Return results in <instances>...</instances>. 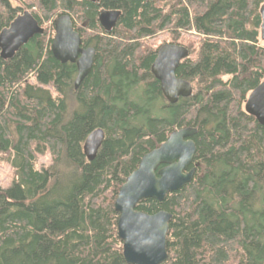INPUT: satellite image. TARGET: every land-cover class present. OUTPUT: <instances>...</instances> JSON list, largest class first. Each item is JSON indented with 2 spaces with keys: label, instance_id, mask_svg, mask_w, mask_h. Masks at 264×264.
Listing matches in <instances>:
<instances>
[{
  "label": "trees",
  "instance_id": "obj_1",
  "mask_svg": "<svg viewBox=\"0 0 264 264\" xmlns=\"http://www.w3.org/2000/svg\"><path fill=\"white\" fill-rule=\"evenodd\" d=\"M0 0V34L29 12L44 29L11 60L0 57V264H127L115 202L142 158L181 129L197 130L194 180L137 211L169 213L164 264H264V127L245 110L264 81V0ZM103 10L121 11L112 32ZM72 18L96 51L79 89L76 65L52 54L54 23ZM189 57L177 69L193 94L174 105L152 75L159 48ZM105 139L93 162L84 143ZM52 164L38 169V154Z\"/></svg>",
  "mask_w": 264,
  "mask_h": 264
},
{
  "label": "water",
  "instance_id": "obj_2",
  "mask_svg": "<svg viewBox=\"0 0 264 264\" xmlns=\"http://www.w3.org/2000/svg\"><path fill=\"white\" fill-rule=\"evenodd\" d=\"M89 1L96 3L98 0ZM260 14L261 40L264 42V5ZM121 15V11L101 12L99 22L105 32L115 29ZM54 29L53 57L62 64L76 65L77 90L93 69L96 51L82 48L81 38L74 30L69 15L59 17ZM43 34L44 29L29 12L19 15L0 34V57L3 60L13 59L34 37ZM188 57L189 51L185 47L173 44H164L157 52L151 72L160 82L163 96L169 104L174 105L180 98H189L193 94L191 84L176 76L178 67ZM245 110L264 127V81L250 93ZM196 133L195 129H181L173 133L160 148L142 158L139 168L121 187L115 210L119 214L118 236L123 243L127 264L167 262L166 240L172 216L165 211L147 215L138 212L137 206L148 199L163 202L168 194L177 192L194 180L196 169L191 166L197 149L191 138ZM104 139L105 134L99 129L85 141L83 149L89 162L96 159Z\"/></svg>",
  "mask_w": 264,
  "mask_h": 264
},
{
  "label": "rangeland",
  "instance_id": "obj_3",
  "mask_svg": "<svg viewBox=\"0 0 264 264\" xmlns=\"http://www.w3.org/2000/svg\"><path fill=\"white\" fill-rule=\"evenodd\" d=\"M14 6H19L16 0H13ZM170 42V37L168 34H161L151 41L153 47L159 48L164 44ZM263 42V41H262ZM38 169L42 170L48 168L52 164V156L49 152H44L38 154ZM14 182V174L10 164L6 161H0V189L7 190L12 187Z\"/></svg>",
  "mask_w": 264,
  "mask_h": 264
}]
</instances>
